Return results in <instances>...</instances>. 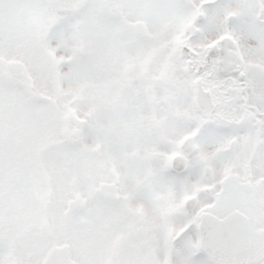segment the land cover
Listing matches in <instances>:
<instances>
[{
	"label": "snow or ice",
	"instance_id": "snow-or-ice-1",
	"mask_svg": "<svg viewBox=\"0 0 264 264\" xmlns=\"http://www.w3.org/2000/svg\"><path fill=\"white\" fill-rule=\"evenodd\" d=\"M0 264H264V0H0Z\"/></svg>",
	"mask_w": 264,
	"mask_h": 264
}]
</instances>
